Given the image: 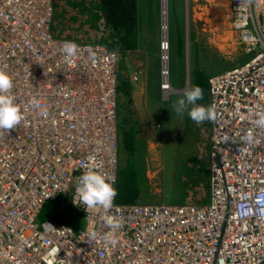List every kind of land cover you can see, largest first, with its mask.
<instances>
[{"label": "built area", "instance_id": "obj_1", "mask_svg": "<svg viewBox=\"0 0 264 264\" xmlns=\"http://www.w3.org/2000/svg\"><path fill=\"white\" fill-rule=\"evenodd\" d=\"M169 0L161 12L162 97L179 92L171 79ZM232 28L254 58L211 78V200L118 202L88 210L77 178L93 169L118 179V53L106 44L52 33L53 0H0V68L25 119L0 131V264H264V0H230ZM167 16L165 25L164 17ZM74 41L71 63L61 51ZM32 98L39 107L31 104ZM251 134L253 141H240ZM63 196L87 218L37 223L47 200ZM122 222L113 232L108 224ZM113 232L111 239L106 235ZM91 233L96 234L90 241Z\"/></svg>", "mask_w": 264, "mask_h": 264}, {"label": "rangeland", "instance_id": "obj_2", "mask_svg": "<svg viewBox=\"0 0 264 264\" xmlns=\"http://www.w3.org/2000/svg\"><path fill=\"white\" fill-rule=\"evenodd\" d=\"M80 0H53L55 13L52 20V33L59 38H68V36L77 37L83 42H94L95 38L103 40L109 30H104L103 21L96 23L95 30H90L91 21L89 18V9L81 6ZM152 5V16L155 17L154 27L151 23L145 22V31L141 40L142 49L145 52L143 56L142 71H136L132 68L134 63L138 64L141 57L133 56L116 49L118 53L117 60V113H118V173L126 174L130 168L137 165L138 186L142 189L138 195L137 203H198L209 204L211 200V169H210V150H211V132L212 122L205 121L197 124L190 119L187 112L182 116L176 115L173 110L174 103L183 96V93L194 85H202L203 99L197 101L198 104L210 106V82L213 74H220L238 68L250 62L256 55L255 51H248L246 47L240 44L239 33L232 28L233 13L230 8V2L225 0L222 10L210 2L211 13H201V18L194 17V10L190 8L189 20L185 28L184 22V0H169V31L171 42L170 69L171 79L174 86L180 91L173 94L168 100L161 95L158 65L160 70V37H161V12L162 6L166 0H150ZM206 0H198L204 5ZM192 2V1H191ZM227 2V3H226ZM79 3V4H78ZM208 4V3H207ZM206 4V5H207ZM188 6V5H187ZM220 6V7H219ZM166 8V7H165ZM219 9V10H218ZM193 12V13H192ZM210 14V15H209ZM197 19V20H196ZM167 23V16L164 18ZM89 30V31H88ZM88 32V33H87ZM191 37V38H189ZM198 37L204 50L201 56L204 58V67L200 72L196 70L194 54L192 51V65L188 62L187 46L192 48L197 45ZM210 38L212 41L210 42ZM75 39V38H71ZM78 40V41H79ZM228 43L227 46L236 52L240 50L237 56L225 57L218 50L220 45ZM80 41V42H81ZM146 45H145V43ZM101 43V42H96ZM104 44V43H103ZM221 46V45H220ZM159 47V48H158ZM238 49V50H237ZM158 57L157 58V53ZM148 54V55H147ZM187 59V61H186ZM155 75V76H154ZM154 76L151 80V77ZM142 77L147 80V87L141 90L139 104L141 107H148L150 103L157 106L160 110L143 109L136 110V114L143 118L140 126L145 130L144 137L148 138V143L143 149L135 150L134 155L121 148L123 140L131 139L134 131L131 128L127 110L132 106L130 101L133 94L131 85L135 80L128 79ZM137 82L134 85L136 87ZM144 85V84H143ZM208 88V95L207 89ZM151 108V105L149 106ZM193 155L197 161L198 168L189 171L191 166L188 157ZM188 170V171H186ZM181 181L185 185L181 186ZM67 202L63 196L59 195L55 200H47L38 216L37 223L40 225L47 220H60L66 214L71 217L73 229L76 233L84 230L87 226V218L81 212L68 204L70 195L67 196Z\"/></svg>", "mask_w": 264, "mask_h": 264}, {"label": "clouds", "instance_id": "obj_3", "mask_svg": "<svg viewBox=\"0 0 264 264\" xmlns=\"http://www.w3.org/2000/svg\"><path fill=\"white\" fill-rule=\"evenodd\" d=\"M240 44L242 45L241 41ZM61 51L64 54L65 61L71 63L79 51V45L74 41H65ZM13 87V77L5 69L0 68V131L11 132L25 119L21 106L12 94ZM203 95V89L199 85L192 86L174 103V112L178 116H182L187 112L190 119L197 124L205 121L215 122L218 115L215 105L205 106L197 103V101L203 99ZM31 104L34 107H39V101L36 98H32ZM254 125L257 129L264 130V115H259L254 120ZM252 141L251 134L243 136L240 141L233 139V142L241 143H251ZM75 193L88 210H110L113 208L117 196V190L109 176L93 169L85 171L77 178ZM262 202H264V194L257 197V204ZM258 214L264 217V208H260ZM108 224L113 232L122 226V222L114 223L111 219ZM113 232L108 233L105 238L111 239ZM95 238L96 234L91 233L89 242L95 240Z\"/></svg>", "mask_w": 264, "mask_h": 264}, {"label": "trees", "instance_id": "obj_4", "mask_svg": "<svg viewBox=\"0 0 264 264\" xmlns=\"http://www.w3.org/2000/svg\"><path fill=\"white\" fill-rule=\"evenodd\" d=\"M82 1L84 0L78 2ZM81 6L84 7V9H89L88 12L91 21L90 30H95L98 26L96 23L99 21L104 22L102 26L104 30H109V33L105 34L103 40L95 38L92 41L104 43L110 49H116L119 52L120 50L125 53L131 52V55L136 54V56H138L143 47L141 45V40L145 39L143 37L145 22L151 23L152 27L155 25V17L152 16V5L150 0H86L81 3ZM68 37L79 40L77 37ZM200 71L202 70L199 69L198 72ZM204 86L206 87V85ZM200 87H202V85ZM206 89L208 95V88L206 87ZM137 125L133 128L131 127L134 131L131 136L132 138L121 142V148L131 153V155H134L136 149H143L148 143V138L144 137L146 136L145 130L140 126V122ZM187 159L191 166L189 171H186L191 172V170H196L198 164L195 157L190 154V157ZM138 169L136 165L130 168V171L126 174L122 175L118 173L116 184V199L118 202L137 201L138 195L142 190L138 186ZM182 185H185L183 181H181V186Z\"/></svg>", "mask_w": 264, "mask_h": 264}, {"label": "crops", "instance_id": "obj_5", "mask_svg": "<svg viewBox=\"0 0 264 264\" xmlns=\"http://www.w3.org/2000/svg\"><path fill=\"white\" fill-rule=\"evenodd\" d=\"M192 1V2H191ZM212 1V0H211ZM213 2V1H212ZM208 3V4H207ZM207 4V5H206ZM188 5V6H187ZM204 5H205V7L203 6V4H201L200 2H198V0H184V7H185V13H184V22H185V28L187 27V24L188 23H190V20L188 19L189 18V14H190V8L188 9V7L189 6H192L193 7V10H194V17L195 18H197V17H200L201 18V13H211L212 11L211 10H206L207 8H210L209 6H210V1L209 0H206L205 2H204ZM193 13V12H192ZM210 15V14H209ZM197 20V19H196ZM189 38H191V37H189ZM196 39H197V45L194 47V48H192L193 47V45L191 46V47H189L190 45L188 44V46H187V54H188V62L190 63V61H191V65H192V62H193V59L195 60V61H197V64H195V68H196V70H198V69H201V70H206L207 71V69H203V65H204V58L201 56V54H202V51L204 50V45H203V43H202V41L198 38V37H196ZM212 41V39L210 38V42ZM218 42H221L220 40H218ZM221 45V46H220ZM218 44V50L222 53V55L223 56H225V57H230V56H237V52H238V54L240 53V50L239 51H235V50H233L232 48H231V50L227 47V46H229L228 45V43H227V45L226 44H222V42H221V44ZM159 48V47H158ZM195 51V54H194V58L192 59V51ZM238 50V49H237ZM141 52L139 53V55L137 56V57H141L140 59H139V63L138 64H136V63H134L133 65H132V68H134V69H136V71L138 72V71H142V67H143V64H144V62H143V56L145 55V52L143 51V49L141 48V50H140ZM157 53V58L159 59V57H158V52H156ZM128 54H130L131 55V52L129 53L128 52ZM148 55V54H147ZM132 56H133V54H132ZM186 61H187V59H186ZM157 71L159 72V80L157 81V78H158V76H157V72H156V85H157V87L159 86V81L161 82V76H160V70H159V65H158V68H157ZM215 75H217V74H213V76H215ZM155 76V75H154ZM154 76H152L151 77V80H152V78L154 77ZM212 76V77H213ZM119 78V77H118ZM147 78V77H146ZM146 78L145 79H142V77H134V78H128V79H133V80H135V82H134V84H132L131 85V88H132V90H130V93L131 94H133L134 95V97H132V99H131V101H130V104L132 105V106H128V108H127V110H129L130 111V113H129V115H128V121L130 120V125H131V127L132 126H135V125H137L139 122H141V119H143L141 116H140V114L139 115H137L136 114V110H138V109H140L141 111L143 110V109H145L146 111H148V110H150V109H154V110H156L155 111V113L154 114H157L160 110H157V106L156 107H154V103H150V105H151V108L148 106V107H141L140 106V104H139V101H140V94H141V90L143 91L144 89H143V87H147V80H146ZM137 82V84H136V87H135V89H134V85H135V83ZM144 84V85H143ZM143 86V87H142ZM160 90H161V87H160ZM161 95H162V92H161ZM141 124V123H140ZM138 126V125H137Z\"/></svg>", "mask_w": 264, "mask_h": 264}, {"label": "bare ground", "instance_id": "obj_6", "mask_svg": "<svg viewBox=\"0 0 264 264\" xmlns=\"http://www.w3.org/2000/svg\"><path fill=\"white\" fill-rule=\"evenodd\" d=\"M209 1H210L211 3L214 2V3H213V6H214V7H217L218 4H222L221 7L219 6V7H220L219 9H221L222 6H223L224 3H225V0H212L213 2H212L211 0H209ZM227 1H229V0H227ZM229 2H230V1H229ZM226 3H227V2H226ZM163 5H164V6H163V10H165V7H166V13H167V6H166V3H164ZM219 9H218V10H219ZM221 10H222V9H221ZM164 15H165L164 18H166V14H164ZM164 21H165V20H164ZM165 25H166V24H165Z\"/></svg>", "mask_w": 264, "mask_h": 264}]
</instances>
